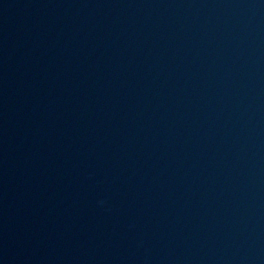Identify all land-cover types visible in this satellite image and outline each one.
I'll return each mask as SVG.
<instances>
[{
    "label": "water",
    "instance_id": "95a60500",
    "mask_svg": "<svg viewBox=\"0 0 264 264\" xmlns=\"http://www.w3.org/2000/svg\"><path fill=\"white\" fill-rule=\"evenodd\" d=\"M0 264H264V0H0Z\"/></svg>",
    "mask_w": 264,
    "mask_h": 264
}]
</instances>
